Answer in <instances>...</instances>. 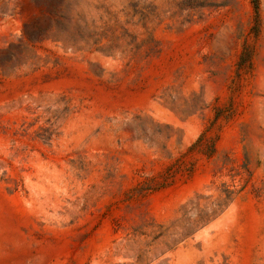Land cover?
Masks as SVG:
<instances>
[{
  "label": "rangeland",
  "instance_id": "1",
  "mask_svg": "<svg viewBox=\"0 0 264 264\" xmlns=\"http://www.w3.org/2000/svg\"><path fill=\"white\" fill-rule=\"evenodd\" d=\"M0 264H264V0H0Z\"/></svg>",
  "mask_w": 264,
  "mask_h": 264
}]
</instances>
